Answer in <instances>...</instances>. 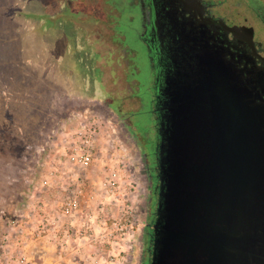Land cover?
I'll return each instance as SVG.
<instances>
[{"label":"rangeland","instance_id":"374dc122","mask_svg":"<svg viewBox=\"0 0 264 264\" xmlns=\"http://www.w3.org/2000/svg\"><path fill=\"white\" fill-rule=\"evenodd\" d=\"M117 12L111 0H0V264L8 219L40 198V174L56 165L45 161H65L86 112L101 127L95 143L98 161L80 171L99 184L113 151L131 158L130 171L139 187L130 192L127 204L137 217L136 240L120 264H147L146 225L155 200L145 143L131 113L141 109L136 112L145 121L140 131L152 132L154 141L152 71L138 31L126 18L120 31L139 70L132 67L127 48L114 50ZM104 33L107 49L101 41ZM61 196L56 191L54 197ZM110 211L111 218L126 214L121 208Z\"/></svg>","mask_w":264,"mask_h":264},{"label":"water","instance_id":"95a60500","mask_svg":"<svg viewBox=\"0 0 264 264\" xmlns=\"http://www.w3.org/2000/svg\"><path fill=\"white\" fill-rule=\"evenodd\" d=\"M237 71L220 59L208 78L172 76L149 264H264L263 83Z\"/></svg>","mask_w":264,"mask_h":264},{"label":"flooded vegetation","instance_id":"af4514ba","mask_svg":"<svg viewBox=\"0 0 264 264\" xmlns=\"http://www.w3.org/2000/svg\"><path fill=\"white\" fill-rule=\"evenodd\" d=\"M116 3V30L113 40L117 52L125 51L131 54L134 65L135 52L126 43L125 36L120 31L123 18L129 26L138 31L139 38L147 51V62L151 67V100L150 112L153 115L152 131L156 137L149 138L152 132L140 131L144 119L132 112V119L138 132L144 140V158L147 163V173L150 181L151 196L155 200V209L151 221L147 223L149 264L152 257L151 239L156 220L159 201L158 163L160 138V120L166 112L162 111L163 101L170 92L172 76L178 65L190 66L197 73H189V79L210 77L211 71L218 72L220 59L231 62L238 69L244 82L255 78L263 85L258 88L257 100L264 101V0H111ZM133 26V27H132ZM122 36L121 38L117 36ZM106 33L102 42L108 44ZM104 38V39H103ZM107 38V37H106ZM104 48H108L106 45ZM208 65L204 67L205 62ZM182 63V64H181ZM202 67L204 72L198 73ZM142 72H146L144 69ZM137 81V89L140 81ZM137 91V90H136ZM141 107H145L142 97ZM139 111V113H140ZM151 134V135H150Z\"/></svg>","mask_w":264,"mask_h":264},{"label":"built area","instance_id":"2783aa9c","mask_svg":"<svg viewBox=\"0 0 264 264\" xmlns=\"http://www.w3.org/2000/svg\"><path fill=\"white\" fill-rule=\"evenodd\" d=\"M81 116L86 120L71 142L65 164L51 167L42 178L45 187L62 196L40 195L28 210L8 219L2 264H120L126 260L137 226L127 202L139 183L130 171L131 158L128 161L117 151L109 158L101 190L87 180L80 170L98 161L95 143L101 127L88 112ZM115 208L123 209L124 217L111 218L110 210Z\"/></svg>","mask_w":264,"mask_h":264},{"label":"crops","instance_id":"0c3cea01","mask_svg":"<svg viewBox=\"0 0 264 264\" xmlns=\"http://www.w3.org/2000/svg\"><path fill=\"white\" fill-rule=\"evenodd\" d=\"M64 161V160H63ZM57 162L56 160H53V159H50L49 161L48 160H46L45 161V164L47 163L49 166L50 165H60L61 163V165H63V164H65V161L64 162ZM96 165V164H95ZM88 168H86V170H87ZM85 170V169H84ZM85 170V171H86ZM87 174V173H86ZM43 175H44V173H42V174H40V195H46L47 197H50V199H54L55 197H54V195H56V191L54 190V189H52V188H48V187H45V185L43 184V182H42V178H43ZM99 184H100V182H99ZM98 183H95V185L97 186V188L98 189H100L101 190V187H100V185H99ZM99 185V186H98Z\"/></svg>","mask_w":264,"mask_h":264}]
</instances>
